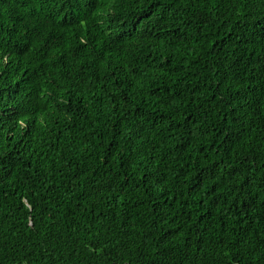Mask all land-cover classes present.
I'll list each match as a JSON object with an SVG mask.
<instances>
[{"label":"trees","instance_id":"1","mask_svg":"<svg viewBox=\"0 0 264 264\" xmlns=\"http://www.w3.org/2000/svg\"><path fill=\"white\" fill-rule=\"evenodd\" d=\"M0 264H264V0H0Z\"/></svg>","mask_w":264,"mask_h":264}]
</instances>
